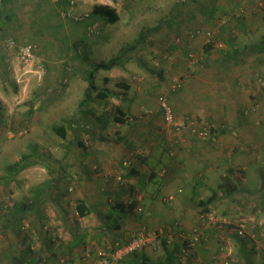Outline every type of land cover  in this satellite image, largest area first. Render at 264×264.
Segmentation results:
<instances>
[{
	"label": "rangeland",
	"instance_id": "obj_1",
	"mask_svg": "<svg viewBox=\"0 0 264 264\" xmlns=\"http://www.w3.org/2000/svg\"><path fill=\"white\" fill-rule=\"evenodd\" d=\"M89 1L84 3L83 0H75L72 7L68 4L62 8L56 7L54 3H51L53 6L51 7L42 0H38L36 6L33 1L32 4L25 5L20 4L19 0H0V264L9 262L7 257L13 252V247L18 249L21 256L25 252L33 255L35 259L27 260L29 264H125L114 260L111 256L98 255V251L106 245H116V240L111 235H106L105 229L99 224L98 214L78 215L76 202L79 198L66 193L64 187L67 176L75 172L71 170L72 166L66 167L63 164L67 162L71 154L68 146L72 144V136L66 134L62 139L53 128L54 125H67L78 108L81 110L86 108L89 115H98L99 120L98 122L91 119L87 122L72 123L74 127H80L81 131L82 129L85 131H82V134L86 136L82 138V143L88 140L92 143L96 142L99 132L97 123L105 125L107 123L111 138H116L114 131L117 130L113 128L116 126L113 122L114 115L115 118L123 117L126 122L123 127L132 131L136 116L132 113L133 111L126 109L130 107H127L128 101L124 95L127 96L129 93L128 89L119 84L123 82L121 79L123 75L117 70H112L113 76L107 83L102 75H105V71L96 72L95 90L89 93L85 107L82 105L84 91L87 88V82L83 76L89 68V63L108 60L121 51L124 52L123 63L132 68H124L129 77L140 82L153 83L149 93L152 102L144 104L139 111L140 115L152 116V130L159 136L161 128L170 127L165 123L163 127V114L158 99L160 95L166 96V87L170 85L172 79L183 76L167 73L163 68L164 63L161 66L164 61L162 55L158 59L156 55L168 51L172 55L169 61L173 63L178 54L176 49L179 47L181 51L185 49L182 52L187 53V59H184L186 63H189L191 67L193 65L200 67L207 62L203 52L204 38L206 42L210 38L218 47L228 46L222 41L226 36L224 33L228 31L225 30L222 39L219 36L220 25H227L232 35L236 37L237 44H249L252 39H259L261 34L264 35V2L261 0L254 6L247 3L237 4L231 10L232 13L240 10L246 16L251 15L252 12L255 14L252 15L255 28L253 33L243 31V28H240L241 25H238L239 20L230 19L229 13L213 17L210 22L201 21L206 9L199 11V7L204 5L205 0H114L113 4L116 6L115 9L119 10L120 19L115 24L106 26L96 21L93 24L97 33L86 37L85 26L79 23L78 18L63 14L64 10L70 9L75 15H88L92 5L96 4L95 0H91L92 3ZM180 2L187 6L176 4ZM179 7H182L183 11H196L193 13V19L196 22L183 26L182 32H172L170 37L167 33L163 35L162 21ZM225 18H229V21ZM56 25L65 26L68 32H63L61 26L57 29ZM199 26L204 30L203 32L200 28L199 35H203L204 38L200 36L198 39H190L192 38L189 35L190 30ZM148 28L155 31L146 33L145 30ZM11 37L18 43L31 44L35 59L27 63L22 62L16 50L6 46L7 39ZM194 48L196 50L191 51ZM262 54L264 56V53ZM155 60L160 62L161 68H154ZM171 63L166 66L169 68ZM241 67L242 64L235 65L236 77L250 72L259 85L251 88L254 94L251 99L243 101L242 106L237 104L238 110L235 109L234 115L221 118L219 121L220 124L227 122L233 126L227 134V141L236 143L238 148H235V154L238 155L239 151L246 150L245 155L252 159L244 170L249 175L255 173L256 177L252 176L243 185V189L247 185L254 189L252 182L258 179L264 180V151L258 148L260 144L264 145V131H261L260 123L264 121V85L262 81H258L261 78V72L264 71V63L261 62L260 68L258 65L255 68L251 67V70L249 68V71ZM162 71L164 74L159 77L157 74ZM159 82L162 84L158 85ZM155 83L157 85H154ZM131 87L133 89V85H130V90ZM104 89L110 91L109 95L105 98L97 97V92ZM174 117L177 123H194L198 131L204 128L201 124L199 126L193 118L189 120L177 118L175 114ZM184 128L189 130L187 126H184L174 131H181ZM170 132L174 134L173 131ZM165 136L169 142H172L174 136L171 134H165ZM197 136L200 137L198 134ZM127 146L126 152L134 151L131 145ZM24 155L27 156L25 160L31 164L15 174L8 172L7 166L20 161ZM237 155L234 160L236 163L239 162ZM126 157L129 159V154ZM238 170L234 167L233 172H229V176L234 185L240 188L238 176L242 170ZM215 175L217 176V172ZM144 204L148 207L151 202L145 199ZM224 208V205H220L215 209L214 222L209 219L202 220L204 228H222L219 231L224 234L217 233L219 237H215L212 244L210 243L212 251L209 255L217 253L220 258L218 262L210 261L208 264H250V262L264 264V254L257 249L253 250L250 262H243L242 254L238 252L236 238L231 236H235L237 232L234 230L235 224L244 220L248 228L242 234L237 233V236L253 239L259 235L257 241L264 242V227L258 224L259 217L251 216L245 210L232 215L231 213L223 214ZM35 209L40 215H37ZM110 215L113 214L110 213ZM133 218L132 224L139 222L134 216ZM254 230L257 234L253 233ZM188 231L191 229L186 230ZM166 232V229L155 231L142 228L131 231L129 238L132 235H148L145 248L150 247L156 250L154 257L158 260V249L163 245L161 237ZM186 232L183 233L184 240ZM68 239L69 241L75 239L76 245L67 244ZM171 239L173 241L172 237ZM226 239L233 244L234 255L233 252L231 255L230 251L228 252L230 247L227 246ZM27 245H29L28 250ZM190 255H192L190 252L185 251L180 259L183 260ZM155 260L145 264H155Z\"/></svg>",
	"mask_w": 264,
	"mask_h": 264
},
{
	"label": "crops",
	"instance_id": "obj_2",
	"mask_svg": "<svg viewBox=\"0 0 264 264\" xmlns=\"http://www.w3.org/2000/svg\"><path fill=\"white\" fill-rule=\"evenodd\" d=\"M32 1L35 6L38 4V0H19V3L27 5L32 4ZM42 1H46L51 7H53L51 3L59 7L62 2H67L66 0ZM86 1L88 0H83L84 3ZM257 1L260 0H205L204 5L199 7V11L200 9L203 10V8L206 9L218 5L229 11L236 4L247 3L254 6ZM261 1L264 2V0ZM89 2L92 3L93 1L90 0ZM94 2L108 4L116 8L113 4L114 0H95ZM176 4L178 6L184 5L181 2ZM182 7L177 8L175 12L171 13V16L162 21L161 29H163V35L167 33L170 37L172 32H182L181 28L183 26L185 27V25L196 22L193 19V13H196V11H183ZM116 10L119 13V10ZM207 12L204 13L201 21H211L210 18L212 17ZM252 15L254 16L255 14L252 12L249 16L243 14V16L239 17L247 33L255 31ZM59 26H61L63 32H68L63 25H56L57 29ZM222 27L224 26L222 25L221 29ZM151 31H155V29L151 30V28H148L145 30L146 33H150ZM224 34L227 36L228 33ZM200 36L204 38L203 35H197L194 38L198 39ZM254 40L258 39H252L249 44H244L245 47L248 46V49H250ZM205 42L206 39L204 38L203 44ZM174 48L176 49L175 46ZM223 48L224 46L218 47V45H214L209 53H204L207 62L200 67L199 65L191 67L189 63H186L184 59H187V53L182 52L185 49L181 51L179 47L176 49L178 54L173 63L169 61L172 55L168 51L156 55L157 59L162 55L164 61H162L161 66L164 63L163 68L167 73L183 76L180 78L181 86L176 91H170L169 89L173 79L165 90L168 102L172 106L175 116L188 120L193 118L199 126L211 123L215 126V139L213 141L204 140L186 128L181 131H174L168 127L167 129L161 128V131L158 133L159 136L155 135L152 130V116L140 115L141 112L139 111V109L144 107V104L152 102L149 93L151 92L153 83L147 81L140 82L129 77L130 75L125 72L124 68H132L126 66V63L108 70L109 72L105 71V75H102L103 80L105 78L109 79L108 82L111 81L110 78L113 76V69L123 75L121 79L127 83L128 87L126 89H128L129 93L127 96L126 94L124 95V98L128 101L127 107H130L126 109H130L131 112L133 111L132 113L136 116L132 131L123 127L126 125L125 120L120 121L114 115L113 122L116 126L113 128L117 130L114 131L116 138H111L107 130L109 127L107 123L106 125L97 123L99 124V132L97 133L98 138H96V142L92 143L88 140V142L84 141L82 143V138H86L82 134L84 130L82 129L81 131V128L77 126L74 127L72 123H77L78 121L87 122L91 121V119L95 122L99 120L98 115H89L86 108L82 109L83 112L78 108L67 125H63L66 129V134L72 136V144L68 146L71 154L67 162L63 164L66 167L72 166L71 170L75 171L73 175L67 176V182H65L64 187L66 189L69 187L68 194L78 196L79 199L85 201L87 215H99V224L105 229L106 235H111L115 239L117 237L121 243H124L130 239V232L137 229L167 230L166 234H163L161 237L163 245L158 249V260H155L154 257L156 250L154 251L150 247L131 255L133 256L131 259L137 257L139 260L144 259L147 262L155 260V264H204L210 261L218 262L220 258L219 254L209 255L210 251H212L210 245L215 237H219L217 233L222 228L215 227L212 229L203 227L201 202L207 199L210 200L207 206H210L213 211L219 208L220 205H224L225 207L222 210L223 214L231 213L232 215L245 210L251 216H258V224L262 228L264 227V180L258 179L252 182L254 189L248 185L243 189V185L252 176L256 177L255 173H250L251 175H249L244 170L252 159L245 155L247 154L246 150L239 151L238 155L237 153L235 154V148H238L236 143L227 141L230 124L224 122L225 124L221 125L219 121L221 118H228L234 115L237 104H241L242 106L243 101L251 99L252 95H254L251 92V88L259 84L254 80L255 78L253 79L250 72L247 75L244 74L236 77L234 72L235 64L233 62L228 64L223 61L227 47ZM195 50L196 48L191 51ZM250 54L246 58V62L242 64L241 68L243 70L249 71V68L251 70V67L255 68L257 65L260 68V53ZM169 63H171V66L168 68L166 64ZM153 66L159 69L160 62L158 60L153 61ZM163 74L164 72L162 71L158 75L161 77ZM258 81L260 82V79ZM157 84L160 85L162 83L159 82ZM157 84L155 83L154 85ZM130 85H133V89L131 87V90ZM104 90L106 91V89ZM84 100L85 97L82 100L83 106L86 104ZM126 109L124 110L125 112L127 111ZM162 121L163 127H165L163 117ZM116 127L117 129H115ZM170 131H173L174 134ZM165 134L174 136V141L169 142ZM124 138L126 139L124 140ZM127 145H131L134 151L126 152ZM127 154H129V159L126 157ZM236 155L239 158V162L237 163L234 161ZM233 166L235 169L242 170V173L238 176L240 177V188L234 185L229 176V172H233ZM216 172L219 178L215 175ZM223 173L227 174L224 175ZM130 197L138 199V206L132 211L133 213H130L124 220L120 221L119 228L111 229V231L106 225V215L110 213L111 208V212L117 214L118 208L116 203L118 201L125 202ZM118 198L120 200H115ZM145 199H149L151 202L148 207L144 204ZM255 204L259 207L252 209L251 206ZM133 216L139 221L138 223L132 224L134 220ZM230 219L233 220L234 218ZM192 228L200 229L201 233L207 234V242L206 244L192 243L190 247L184 248V241H182L184 240L183 233ZM219 234L221 235L223 232ZM231 236L236 238L238 251L242 254V261L246 263V258L250 261L252 259V252H254L253 249L255 248L253 247L254 242L249 241L250 239L238 237L236 234L235 236ZM171 237L173 241H171ZM184 237L189 240L186 236ZM258 237L259 235L257 239ZM174 240L176 241L174 242ZM226 241L227 246L230 247L228 248V252L230 251V255L233 252L234 255L235 248L233 244L229 239H226ZM76 242L75 239L72 241L68 239L67 244L72 246L76 245ZM184 250L188 251V253L190 252L192 255L184 257L181 260L182 252L180 254V251ZM222 254L225 255V253ZM131 259L122 262L128 264V262H131ZM190 259L192 260L190 261Z\"/></svg>",
	"mask_w": 264,
	"mask_h": 264
},
{
	"label": "trees",
	"instance_id": "obj_3",
	"mask_svg": "<svg viewBox=\"0 0 264 264\" xmlns=\"http://www.w3.org/2000/svg\"><path fill=\"white\" fill-rule=\"evenodd\" d=\"M66 1L67 2H65V1L62 2V4H60L61 6L59 5V7L64 8V7H66V5H68V4L70 5V1L71 0H66ZM236 5H234V6H236ZM234 6H232V7L234 8ZM232 7H231V9H229V11H227V10L223 9L222 6L218 5V6L206 8V11H208L207 13H209L212 18L214 16H217V15L222 16V15H225V14H228V13L231 14L230 19L239 20L238 25H240V23H241L242 25L240 26V28H243V31H244L245 27L243 26V23H242L241 19L239 18L240 16H243L244 13H242V11H240V10L234 11L232 13V11H231L233 9ZM212 18H210V19H212ZM75 19H77V18H75ZM118 19H119V13L115 9V7L110 6L108 4L96 3V4L93 5L92 10H91V12L88 15H86V16L84 15L82 17H79L77 20L79 21L80 24H83L85 26V35H86V37H89V36H92V35L97 33V31L95 30V32H93L92 35L88 36L86 34L87 31H88V28L94 27L93 23H95L96 21H98L101 24H103L104 26H106V25L113 24V23L117 22ZM228 20H229V18H228ZM223 26L224 27H222L221 33H220V37L222 39H223V33L226 32L225 30L228 31L227 36H225V38L222 40L224 43H226L228 45L227 48H226L227 49L226 55H225V57L223 59L224 62H227L228 64L230 62H233L235 65H240V64H243L244 62H246V58L251 55L250 53H260L261 62L264 63V56H262L263 55L262 53H264V35L263 34L260 35L258 40H254V43L251 44L252 47L250 49H248V46L245 47V45L237 44L236 41H235L236 37L234 35H232V31L229 30L227 25L226 26L223 25ZM198 29H200L201 31L204 32L203 27L199 26L197 28H194V29L190 30V33H189L190 37L194 38L197 35H199V33L196 32ZM11 38L13 40H15L13 37H11ZM21 44H26V43H21ZM213 46H214V41L209 38L207 40V42H205L203 44V52L204 53H209L210 49ZM129 47H131V45ZM121 52L118 55H114L113 57H111L108 60H100V61H95V62L89 63V68L85 72V75L83 76L84 80L87 82V88L84 91V97H85L84 102H86L88 100L89 93L92 90H95L94 89L95 88V84H94V75H95V73L98 72L99 70L108 71V70H110V69H112L114 67L120 66L123 63V60H124V59H122V56L124 55V52H122V53ZM33 53H34V48H33ZM34 55H35V53H34ZM178 80H179V85L181 86V79L179 78ZM104 81L108 82L109 79L105 78ZM260 81H262L263 85H264V71L261 72ZM119 84L122 87H124L125 89L128 87L127 83H125V82H121ZM178 88H174L173 89L170 86L169 89H170V91H176ZM109 92L110 91H107V90L106 91L105 90H99L97 92V97L105 98V97H107L109 95L108 94ZM160 96L161 97H165V99L168 102L167 96H165V95H160ZM256 107H257V105H256ZM161 111H162V109H161ZM120 112H122V111H120ZM117 118L120 121L124 120L123 117H117ZM260 123H261V131H264V121H261ZM204 127H206L208 130H210V134H211L212 140H209V141H213V139H215V137H214L215 126L212 125L211 123H209L208 125H205ZM53 128H54L55 133L57 135H59L62 139L66 136V129H65V127L63 125H54ZM172 129L174 130L173 127H172ZM230 129H233L232 125H229L228 130H230ZM258 148L261 149L262 151H264V145L260 144V147L258 146ZM25 159H27V156L24 155L23 158L20 161H16L14 163L9 164L7 166L8 172H10L11 174H13V173L15 174L18 171H20L21 169L27 167L28 164H31V163H28V161H26ZM65 189H66V187H65ZM68 192H69V187H67V189H66V193H68ZM209 202H210L209 199L203 200L201 202V206H202V208H201V212H202L201 216H205L208 211L213 210V209H211L210 206H207L209 204ZM116 206L118 208L117 214H114L113 212H111L112 211L111 210L112 208H111L109 212L112 213L113 215H110V213H109L108 216H107L106 223H107V227L110 228V230L114 229V228H119L120 221L122 219L124 220L130 213H133L132 211L135 209V207L138 206V199L134 198V197H130L125 202L124 201H118L116 203ZM254 207L256 208L257 204L252 205V209ZM76 210H77L78 215H80V216H85L87 214V205H86L84 200L79 199L76 202ZM36 212H37V215H40L37 210H36ZM240 222H244V220L239 221L238 223H240ZM237 224H235V227H236ZM247 228H248V226L246 224L245 229H247ZM254 231L256 232V230H254ZM189 232L190 231L186 232L185 235H187ZM255 232H253V233L255 234ZM236 235H237V232H236ZM241 238H244V237H241ZM206 239H207V234L203 233L202 236L200 235V238H199L198 241H193L192 243L193 244H196V243L206 244V242H207ZM248 239H250L249 241L254 242V246L253 247H255V248L253 250L257 249L262 254H264V242L261 243V242L257 241V237L253 238V239L252 238H248ZM115 240H116V242L115 241H113V242H115L116 245H113V246H119V247L122 246V245H125L126 243H128L130 241V240H127L126 242L121 243V241H119V239L117 237H116ZM192 243L190 241H188L187 239H185L184 240V246H185L184 248L190 247L192 245ZM162 244H163V242H162ZM29 245H27V250L29 248ZM144 248H142V249H144ZM12 249H13V252H12L13 254L11 253L7 257L9 259L8 260L9 262L6 263V264H29V263H27V260H33L34 261V259H35V258H33V255L30 254V253L25 252V254L23 256H21L20 252L18 251L17 248L13 247ZM12 249H9V250L12 251ZM142 249H139L137 251L129 253L128 255H126L125 258H123V259H121L119 261L122 262V261H125V260L133 258V256H131V255L137 254V252H139ZM181 252H182V256H183L185 254V250L184 251H180V254H181ZM23 253H21V254H23ZM246 260H247L246 263L250 262V261H248V258H246ZM145 263H148V262L146 260H144V259H140L139 260L137 257L134 258V259H131L130 263L128 262V264H145ZM206 264H208V262ZM250 264H251V262H250Z\"/></svg>",
	"mask_w": 264,
	"mask_h": 264
},
{
	"label": "built area",
	"instance_id": "obj_4",
	"mask_svg": "<svg viewBox=\"0 0 264 264\" xmlns=\"http://www.w3.org/2000/svg\"><path fill=\"white\" fill-rule=\"evenodd\" d=\"M74 1L75 0L70 1V7L73 6ZM63 15L72 16L74 18H79V17H82L84 15L86 16L87 14L78 16V15H75L74 13H72L70 11V9H68V10L64 11ZM95 30H96V28L90 27V28H88V31L86 34L88 36L92 35V33L95 32ZM196 32L199 33L200 30L198 29ZM206 35L209 36V33L206 32ZM6 46L14 48L16 50L17 56L24 63H27V62L35 59V55L33 53V47L29 43L21 44V43H17L12 38H8L6 41ZM170 86L173 89L178 88L180 86L179 80L173 79ZM158 101L160 104V108L162 109L164 123L167 124V126H169L171 129L173 127L174 129L179 130V129L183 128L184 126H187L189 128L190 132H192L194 134H198L202 139L208 138L209 140H212L210 130H208L206 127H204L202 130L198 131L197 128L195 127L194 123L193 124H188L186 122L177 123L175 121L173 110H172L170 104L165 99V97L160 96ZM138 209H139V207H138ZM213 216H214V211L211 210V211H208L205 216H202V219L203 220L209 219L212 222H214ZM245 226H246V224L244 222H240L236 225L235 230H237V233L242 234L244 232ZM200 234L201 233L199 232V230L197 228H193L186 235V237L192 243L193 241L199 240ZM147 236L148 235H143V234L132 235L129 239L130 241L128 243H126L125 245H122L120 247L119 246H113V245H109V246L106 245L105 247L101 248L98 251V255L101 257L111 256L114 260H121V259L125 258L126 255H128L129 253H132L134 251H137L139 249L144 248L148 243Z\"/></svg>",
	"mask_w": 264,
	"mask_h": 264
}]
</instances>
